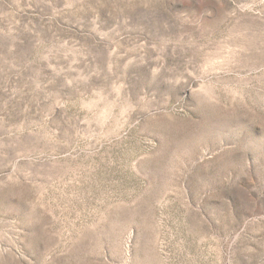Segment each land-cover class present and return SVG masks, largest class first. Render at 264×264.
I'll return each instance as SVG.
<instances>
[{
    "label": "rangeland",
    "instance_id": "obj_1",
    "mask_svg": "<svg viewBox=\"0 0 264 264\" xmlns=\"http://www.w3.org/2000/svg\"><path fill=\"white\" fill-rule=\"evenodd\" d=\"M0 264H264V0H0Z\"/></svg>",
    "mask_w": 264,
    "mask_h": 264
}]
</instances>
